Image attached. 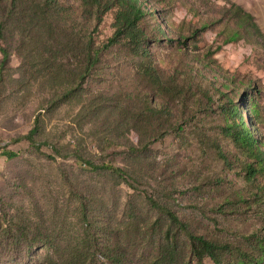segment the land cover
<instances>
[{
    "label": "rangeland",
    "instance_id": "1",
    "mask_svg": "<svg viewBox=\"0 0 264 264\" xmlns=\"http://www.w3.org/2000/svg\"><path fill=\"white\" fill-rule=\"evenodd\" d=\"M62 1L72 7L79 3ZM149 2L145 8L152 6L156 12L155 17L142 19L147 27L157 19L175 33L181 21L198 27L202 15L232 25V4L253 16L260 34L249 33L248 27L243 37L233 42L222 43L213 24L201 31L195 47H190L192 39L187 40V46L166 36L158 41L151 33L147 46L166 79L180 65L182 56L191 65L193 83L204 85L206 79L192 61L196 53L208 52L224 70L252 79L260 91L254 101L262 120L254 124V117L247 114L248 98L250 107V96L255 94L250 85L241 88L246 97L240 105L256 139L264 140L260 134L264 132V0H222V6L217 0ZM114 11L112 7L103 14L100 35L93 30L99 42L110 33ZM177 12H187L191 19H181ZM0 45L7 47L9 56L8 62L0 65V264H42L52 251L66 255L71 243L90 226L100 249L112 244L123 253L126 264H145L156 254L167 229H174L167 216L149 204L151 195L159 196L195 233L245 244L262 232L264 203L250 197L241 203L237 192L248 187L241 173L237 174L239 169L235 164L224 169L214 157V141H219L228 157L234 158L236 153L232 144L219 136L223 118L215 97L212 103L203 102V108L202 102H196L200 93L194 90L170 91L172 101L156 95L135 75L133 54L115 44L100 53V63L86 86V107L74 99L50 107L48 98L63 92L65 81L55 83L45 76L50 63L42 64L37 55L42 52L46 57V47L27 41L20 55L18 40L9 29ZM1 59L0 52V64ZM74 60L70 56L68 63ZM142 92L147 93L152 106L165 110L150 121L154 128L133 122L134 107L129 101ZM233 99L238 103L239 95ZM32 129H36L34 142L25 137ZM149 130L157 137L152 142L146 134ZM2 151L15 155L8 158ZM89 163L125 169L127 182L113 170H97ZM221 173L233 183L216 184L214 177ZM10 219L22 224L31 237L47 234L50 248L38 245L40 242L20 246L8 240L3 229ZM176 247L181 264H211L209 259L196 260L183 235ZM102 261L97 256V264Z\"/></svg>",
    "mask_w": 264,
    "mask_h": 264
},
{
    "label": "trees",
    "instance_id": "2",
    "mask_svg": "<svg viewBox=\"0 0 264 264\" xmlns=\"http://www.w3.org/2000/svg\"><path fill=\"white\" fill-rule=\"evenodd\" d=\"M78 1V6L72 7L62 0H0V40L4 39V34L9 29L18 40L20 55L23 53L21 50L27 41L35 45L43 44L46 47V57L42 52L37 57L41 59L42 64L50 63V71L45 73V76L55 83L58 79L65 81L63 92L59 93L58 91L51 95L47 100L48 106L55 107L61 102H69L70 99H74V102L80 103L81 107H86V86L93 77V69L100 63L101 51L115 44L120 45L127 49L131 55L133 54L132 58L136 60L135 75L137 78L151 87L156 95L169 97V100L172 101L170 91L188 92L194 90L200 93L199 96L195 94L194 96H196V102H202L203 108V102L212 103L214 97L221 103L220 112L223 123L219 126V136L223 135L236 149V153L233 154L234 158L228 157L226 151L219 147V141H214L212 144L214 157L223 163L224 169L226 167L231 169L234 164L239 169L237 174L241 173L243 182L248 187L245 192L243 190L237 192L241 203L247 202L249 197L259 203H264V140L256 139V132L254 133L248 127V123L242 115L243 108L240 105L246 97L241 88L250 85L255 94L250 96V107L248 98L247 114L249 115L250 112V115L254 117V124L262 120L259 108L254 101L260 91L256 89L253 80L248 76H237L236 73L224 70L209 52L202 55L196 53L192 61L193 65L199 67L201 75L206 79L204 85H202L203 83L199 85L193 83L191 65L185 63L181 59L182 56L179 58L180 65L166 79L162 77L159 64L153 61L152 53L147 46V36L151 33L152 37L158 41L166 36L169 40H177L187 46V40L192 39L190 47H195L194 40L201 38V31L213 24L217 26L215 33L217 37H222V43L233 42L243 37V31L248 30V27L249 33L260 34L253 16L240 6L232 4V16L235 18L232 25L224 24L221 18L210 19V15H202V22L198 27L181 21L177 33H175L169 25L166 27L164 24L161 25L156 18L154 25L151 28L147 27L142 19L146 15L155 17L156 12L152 6H150V10L145 8L149 0ZM157 1L163 5L162 3L170 0ZM93 7H95L94 11ZM112 7L115 8V11L109 26L110 33L103 41L99 42L93 36V30L100 35L103 24L102 16ZM194 13H198V10L195 9ZM33 40L34 42H32ZM0 52L2 54L0 65L3 67L9 58L7 47L0 45ZM24 52L27 56L31 55L28 51ZM70 56L76 59L71 64L68 63ZM70 65L76 66L71 67ZM233 95H239L238 103H235ZM129 103L134 107L133 122L151 128L155 126L150 124V121L157 119L165 112L161 106H152V102L145 92L134 95V99ZM39 118L40 115L36 121ZM35 132L36 129H32L25 137L34 142ZM261 132L260 134L264 136V132ZM146 134L151 142L157 138L153 130L147 131ZM1 154L8 158L15 155L10 151H2ZM89 164L97 170L111 169L127 182L129 175L125 169L109 165ZM214 182L220 185L233 183V180L226 178L221 173L214 177ZM250 185H253L252 188ZM147 200L159 213H164L167 216L169 225L174 229H167L156 254L145 264H181L176 241L182 235L189 240L190 253L199 263L204 259H209L211 264H264V219L260 225L262 229L260 234L248 238L245 244H236L235 241L219 238L215 234L195 233L190 229V225L181 219L175 211L169 209L159 196L151 195L147 197ZM81 206L87 217L84 203ZM90 228L71 243V249L66 255L52 251L43 257L42 264H97V256L103 259L102 264H126L123 253L115 245H106L100 249L96 235ZM3 230L4 236L8 240L12 239L20 246H29L35 242H40L38 245H47L49 248L51 246V239L47 234L42 233L43 238L31 237L22 224L15 223L11 219L9 225Z\"/></svg>",
    "mask_w": 264,
    "mask_h": 264
},
{
    "label": "clouds",
    "instance_id": "3",
    "mask_svg": "<svg viewBox=\"0 0 264 264\" xmlns=\"http://www.w3.org/2000/svg\"><path fill=\"white\" fill-rule=\"evenodd\" d=\"M217 3L218 5L222 6V0H217ZM175 15L181 19L185 17H187L188 19H191V17L188 15L187 12H177Z\"/></svg>",
    "mask_w": 264,
    "mask_h": 264
}]
</instances>
